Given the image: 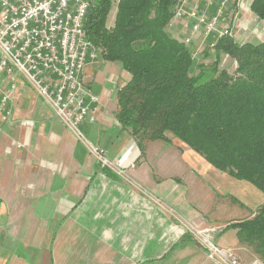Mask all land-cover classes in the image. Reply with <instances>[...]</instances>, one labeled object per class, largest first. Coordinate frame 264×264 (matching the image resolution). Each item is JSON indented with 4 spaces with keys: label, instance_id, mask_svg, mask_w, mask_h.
<instances>
[{
    "label": "crops",
    "instance_id": "0c3cea01",
    "mask_svg": "<svg viewBox=\"0 0 264 264\" xmlns=\"http://www.w3.org/2000/svg\"><path fill=\"white\" fill-rule=\"evenodd\" d=\"M116 10L107 16L108 28L114 25ZM238 21L233 29L236 42H262L253 37L261 36L257 28L264 30V20L249 9L239 11ZM169 28L179 40L184 35L179 20ZM201 55L197 63L206 64ZM233 64L229 59L228 66ZM81 77L85 89L98 98L89 113L96 120L80 124L89 143L105 150L111 161L128 156L124 167L140 188L125 184L111 167L101 168L91 150L19 75L23 90L8 104L11 119H0V264H56L54 254L59 264H84L93 258L99 264H166L174 252L195 244L179 215L149 205L147 194L196 226L214 229L215 242L233 249L242 264L259 259L234 230L223 229L251 218L264 204V195L260 198L243 185L241 192L246 186L251 191L252 207L233 204L242 212L216 222L215 209L221 207L223 195L218 185L228 184L229 175L218 173V185H211L201 170L212 173L214 167L177 139L147 141L138 148L117 119V91L128 80L119 62L98 54L86 63Z\"/></svg>",
    "mask_w": 264,
    "mask_h": 264
},
{
    "label": "trees",
    "instance_id": "16d2710c",
    "mask_svg": "<svg viewBox=\"0 0 264 264\" xmlns=\"http://www.w3.org/2000/svg\"><path fill=\"white\" fill-rule=\"evenodd\" d=\"M176 1L118 0L108 28L112 0H89L83 21L87 39L102 60L119 62L128 74L117 91L118 122L140 150L144 141L177 139L216 170L264 195V41L238 43L222 36L201 55L212 56L213 67L199 64L193 46L170 31ZM250 9L264 20V0H252ZM224 55L236 61L232 74L220 64ZM226 230L264 259V204Z\"/></svg>",
    "mask_w": 264,
    "mask_h": 264
},
{
    "label": "built area",
    "instance_id": "2783aa9c",
    "mask_svg": "<svg viewBox=\"0 0 264 264\" xmlns=\"http://www.w3.org/2000/svg\"><path fill=\"white\" fill-rule=\"evenodd\" d=\"M252 0H177L169 25L180 21L184 35L180 41L193 46L198 58L205 45L212 49L222 36L233 37L239 11L249 10ZM89 0H0V119L10 121L8 107L22 89L20 75L54 114L97 156L102 167L125 164L106 158L105 150L92 145L80 130L82 121L96 120L90 104L98 98L87 91L82 71L99 50L86 37L83 21ZM207 43V44H206ZM229 58L223 56V61ZM236 64V62H235ZM112 168V167H111ZM208 255L226 264H241L233 249L215 242L214 229L201 233ZM249 264H264L259 259Z\"/></svg>",
    "mask_w": 264,
    "mask_h": 264
},
{
    "label": "rangeland",
    "instance_id": "374dc122",
    "mask_svg": "<svg viewBox=\"0 0 264 264\" xmlns=\"http://www.w3.org/2000/svg\"><path fill=\"white\" fill-rule=\"evenodd\" d=\"M115 1L116 0H113L112 1V6H111V9L109 11L110 17L114 13V9L116 7ZM256 22L258 23V21H256ZM257 34L258 35H261V36L260 37L257 36L258 39L255 38V36H254L253 37L254 41H264V30L257 28ZM206 62L207 63L205 64V66H207V67H213L214 59L212 58V56L209 57V58L207 57ZM235 62L236 61H234V64H233L232 67H229L228 66L229 65V58H227L226 61H223V58H222L220 64L223 67H227L228 72L232 74L234 72L235 67H236ZM196 71L197 70L195 69V71L193 72V74L196 73ZM79 128H80L81 132L85 135L86 139L88 141H90L88 139V137L86 136V134L84 133L83 128H82L81 125H80ZM144 142H147V141H144ZM176 143L178 144V142H176ZM189 150L192 151V152H194L191 149H189ZM91 155L99 163V165L101 166V162L98 161L97 156L94 153H92ZM106 158H107V156H106ZM120 164L121 165L119 166V165H117V162H113V164L110 163V166L112 167L113 171H115L116 173L119 174L120 178L122 179V181L125 184L128 183V184L134 186L135 189H138L139 190L140 187L138 185H135L131 181V178L128 177V174L126 172L128 170V168H125L124 167L125 164H122V163H120ZM101 168H102V166H101ZM212 169H213L212 170L213 171L212 173L206 172L204 170L203 171L201 170V172H202V174H204L208 178V180H209L208 182L211 185L217 186L218 185L217 178L220 175L218 173H222V172L216 170L215 168H212ZM228 177H229L228 179H230V182L228 184L227 183H224L221 187H219V185H218V188L223 193V195H220L221 196L220 201L222 202L221 207H224L223 206V203H224L225 206L226 205H229V207H231V208H229L228 210H226V209L225 210H222V208L220 206H216V209L215 210H217V212L214 215L215 218H216V220H215L216 222H225V219H228V217H229L230 214H235L236 212H240V213L242 212V208L241 207L238 208L237 206H234L233 204H236V205L244 204L247 207V208H245V210H248V208H251L252 207L251 199L253 197H252V195H250V192L251 191H248L249 190L248 187L251 188L255 192L257 191V193H259V195H260L259 196L260 198L263 195L262 192L260 190H258L255 186H253L252 184H250L248 182H245V181H241V180L234 179V178H232L230 176H228ZM243 185H247L248 187L247 186L246 187H247L248 190L245 187V188H243V190L241 192V187ZM147 196L149 198L148 199L149 205H153V204L154 205H157L158 204V205H160V206H162L164 208L163 212L165 211V213L168 214V211H169L170 213H173L174 215H176V217H177V215H179V220H180L181 225L183 226L184 231L187 232V236L192 241H194V244H195V246L194 245H191V247L188 246V247H185V248H183L181 250H177L176 252H174L171 255V257L168 259V261H167L166 264H226V263H223V262H219L216 259H214L213 257L209 256L208 255V252L206 251V249L202 245V242H201V233L204 230L211 229V228H203V227L196 226V223L193 220L181 217L180 214H177L175 211L173 212V210L171 209V207H166L167 205L163 204L161 201H158L155 198H152L149 194H147ZM235 207H237V208H235ZM230 209H233V210H230ZM213 212H214V210H213ZM217 229L218 228H216L215 230H217ZM125 238H127V236H125ZM118 256H120V255H118ZM52 258H53V260L55 259V263L56 264H59L60 263V261H58L56 259L55 254L52 255ZM251 258H253V257L251 256ZM259 259L264 262V259H261V258H259ZM241 261L242 260L239 259V262L240 263H241ZM84 264H99V262L96 261L95 258H93V260L90 259L89 261L85 262ZM153 264H163V263L161 262V263H153Z\"/></svg>",
    "mask_w": 264,
    "mask_h": 264
}]
</instances>
